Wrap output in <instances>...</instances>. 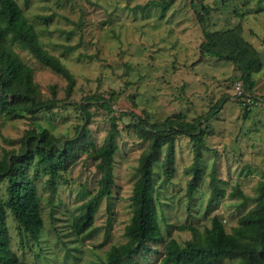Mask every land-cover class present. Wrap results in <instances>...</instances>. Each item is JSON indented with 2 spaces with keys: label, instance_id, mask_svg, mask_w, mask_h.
<instances>
[{
  "label": "rangeland",
  "instance_id": "374dc122",
  "mask_svg": "<svg viewBox=\"0 0 264 264\" xmlns=\"http://www.w3.org/2000/svg\"><path fill=\"white\" fill-rule=\"evenodd\" d=\"M17 1L33 22L42 45L62 55L72 72L75 84L67 101L102 93L117 110L146 111L150 121L159 122L179 112L187 120L197 117L219 98L233 95L235 85H242L234 62L201 54L203 28L213 31L241 23L244 37L258 49L264 63V0H175L162 17L158 7H135L149 0ZM200 3L211 8L204 15L203 26L197 19ZM15 48L35 69V81L43 93L49 95V86L55 85L58 95L65 96L64 76L41 64L28 51ZM255 76L254 96L246 92L250 102L258 98L251 111L246 112L230 98L206 123L209 149L203 152V178L192 198L185 191L191 177L186 166L193 159L189 137L176 139L175 170L169 181L163 182L161 159L155 163L153 189L165 218L160 223L166 239L184 243L192 236L188 225L202 230L210 225L213 215H218L229 231L238 216L253 204L251 200L239 204L241 197L232 190L239 186L244 193L254 194L257 181L264 178V66ZM90 109L93 115L88 128L98 144L110 120L106 111L95 104ZM32 121L55 135H71L81 115L69 104L56 109L53 115L40 111L14 120L0 115V154L3 148L18 146L19 137ZM128 121L125 116L117 122L120 134L112 193L102 198L93 226L85 233L77 234L72 222L81 203L97 186L99 172L94 163L82 154L58 179L51 197L44 187L42 167L32 169L43 208L44 228L39 241L30 239L22 244L15 222L8 218L14 250L29 264H101L111 245L126 240L124 227L132 214L130 195L137 177L135 168L146 144L127 127ZM214 164L219 194L211 200L209 179ZM162 247L156 244L157 252L148 253L146 258L139 256L141 264H160Z\"/></svg>",
  "mask_w": 264,
  "mask_h": 264
},
{
  "label": "trees",
  "instance_id": "16d2710c",
  "mask_svg": "<svg viewBox=\"0 0 264 264\" xmlns=\"http://www.w3.org/2000/svg\"><path fill=\"white\" fill-rule=\"evenodd\" d=\"M174 1L149 0L135 7L141 10L158 7L162 17ZM210 10L209 6L200 3L197 19L202 26L204 15ZM203 30V40L199 44L201 54L234 62L240 70V91L234 88L233 95L229 93L219 98L206 112L191 120L185 119L184 114L179 112L159 122L150 121L146 111L117 110L102 93L83 95L80 101H67L75 79L63 63V56L50 52L42 45L33 22L17 0H0V115L8 120L34 116L40 111L53 115L56 109L66 104L73 105L81 115V121L71 135H55L47 127L40 128L32 121V125L19 137L17 147L3 148L0 154V264H29L14 250L9 217L15 222L22 244L41 238L43 208L33 168L42 167L46 176L44 187L51 197L56 193L58 179L85 154V158L94 163L99 178L92 194L73 216L72 228L77 234H83L93 226L100 201L111 195L115 183L114 156L119 148L117 138L120 134L117 122L125 116L129 117L127 127L146 144L135 168L137 177L130 195L132 214L124 227L126 240L111 245L101 264H141L139 256L146 258L148 253L157 252L156 244L159 243L163 246L160 264H224L226 261L264 264V178L257 181L254 194L244 193L239 186L232 190L233 194L241 197L239 204L249 200L253 204L238 216L237 223L229 231L224 221L213 215L210 225L202 230L188 225L192 236L184 243L175 238L166 239L162 233L160 221H165V218L163 211L160 213L158 209L153 189L155 163L161 159L163 182L169 181L175 170L176 139L189 137L193 159L186 166V172L191 177L186 181L185 191L187 197L192 198L203 178V152L209 149L205 138L210 130H207L206 123L230 98L246 112L252 110L258 99L255 97L256 100L250 102V95L247 97L246 92L254 96L255 75L262 71L264 63L258 49L244 37L241 23L213 31ZM15 47L28 51L41 64L64 76L67 79L65 96L58 95L55 85L49 86V95L43 93L35 81V69L22 59ZM244 99L249 100L246 103ZM92 104L106 111L110 120L106 135L98 144L88 128L93 115ZM216 171L214 164L209 179L211 200L219 194Z\"/></svg>",
  "mask_w": 264,
  "mask_h": 264
},
{
  "label": "built area",
  "instance_id": "2783aa9c",
  "mask_svg": "<svg viewBox=\"0 0 264 264\" xmlns=\"http://www.w3.org/2000/svg\"><path fill=\"white\" fill-rule=\"evenodd\" d=\"M241 86H242V85H239V84L235 85V87H236L235 89H236V91H237V92H239V91H240V89H241Z\"/></svg>",
  "mask_w": 264,
  "mask_h": 264
}]
</instances>
